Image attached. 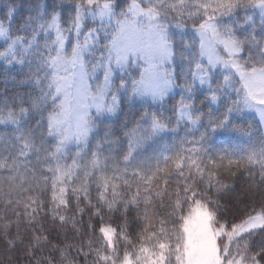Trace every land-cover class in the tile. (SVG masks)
<instances>
[{"label":"snow or ice","instance_id":"1","mask_svg":"<svg viewBox=\"0 0 264 264\" xmlns=\"http://www.w3.org/2000/svg\"><path fill=\"white\" fill-rule=\"evenodd\" d=\"M0 42V264H264V0H0Z\"/></svg>","mask_w":264,"mask_h":264},{"label":"trees","instance_id":"2","mask_svg":"<svg viewBox=\"0 0 264 264\" xmlns=\"http://www.w3.org/2000/svg\"><path fill=\"white\" fill-rule=\"evenodd\" d=\"M2 43V42H0ZM4 79V74L2 72H0V90H3L5 88V83L3 82ZM254 123H256V135L259 136L261 129L259 128V125L257 122L254 121ZM87 218V217H86Z\"/></svg>","mask_w":264,"mask_h":264}]
</instances>
